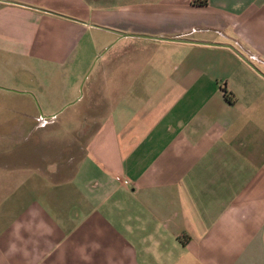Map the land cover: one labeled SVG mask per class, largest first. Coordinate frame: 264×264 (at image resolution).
<instances>
[{"label":"crops","instance_id":"1","mask_svg":"<svg viewBox=\"0 0 264 264\" xmlns=\"http://www.w3.org/2000/svg\"><path fill=\"white\" fill-rule=\"evenodd\" d=\"M6 1L0 50L56 59L83 26L106 42L68 132L91 130L80 145L10 168L30 129L0 121V264H264V0H22L75 2L88 25Z\"/></svg>","mask_w":264,"mask_h":264},{"label":"rangeland","instance_id":"2","mask_svg":"<svg viewBox=\"0 0 264 264\" xmlns=\"http://www.w3.org/2000/svg\"><path fill=\"white\" fill-rule=\"evenodd\" d=\"M117 2L125 4L123 1ZM6 4L30 6L38 13H45L59 23L88 25L75 2H52L47 5L48 7L45 3L29 4L22 0L16 2L7 0ZM92 5L96 7V3ZM85 6L89 8V3L85 2ZM13 21L22 25L20 36L29 41L33 24L22 16L8 15L2 20L8 26H11ZM105 38L104 32L83 26L81 30L72 34L69 51L62 56L65 50L61 49L57 52L56 59L51 56V60L43 58V49L40 58L26 54L23 56L12 54L5 49L0 50V121H8L10 125L24 123L25 127L30 129L27 141L20 142L15 149L10 146L8 158L3 160L8 167L29 170L39 168L46 160L50 162V159L60 157L61 145L67 142V137L70 140L78 139L80 145V133L83 138L91 132L90 129L84 132L79 129L78 133L73 131L71 135L68 134L71 129L81 124L84 117L86 106L84 80L95 62L101 58L103 53L101 45L106 42ZM107 40L110 42L109 47L115 45V47H121L119 48L121 51H124L123 48L136 46L114 44L116 40ZM129 50L131 56L127 60L134 58L133 49ZM146 54L147 52L142 50L136 54V57L145 61L148 60ZM57 112L60 113L53 119V114ZM98 117H100L99 114L93 115L89 121L93 120L97 124ZM38 121L41 127L34 130L33 127ZM9 132L10 139H13L11 129ZM21 138L22 136L17 137L18 140ZM65 147L66 144L63 148ZM73 159L76 160L75 157Z\"/></svg>","mask_w":264,"mask_h":264},{"label":"water","instance_id":"3","mask_svg":"<svg viewBox=\"0 0 264 264\" xmlns=\"http://www.w3.org/2000/svg\"><path fill=\"white\" fill-rule=\"evenodd\" d=\"M96 28H98V27H96ZM117 34H118V36H128V35H122L121 33H117ZM155 39L169 41V42L204 44V43H194V42H191V41L179 40V39H167V38H155ZM206 45L223 46V47H227V48L233 50L245 63H247L259 75H261V73L258 72L257 69L251 64V62L248 59H246L239 51H236L232 46H229V45L224 46V45H216V44H206Z\"/></svg>","mask_w":264,"mask_h":264}]
</instances>
